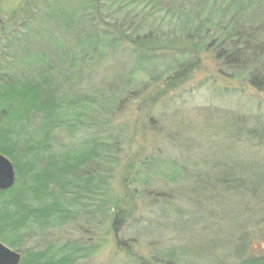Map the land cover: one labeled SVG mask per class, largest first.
<instances>
[{
  "label": "trees",
  "instance_id": "obj_1",
  "mask_svg": "<svg viewBox=\"0 0 264 264\" xmlns=\"http://www.w3.org/2000/svg\"><path fill=\"white\" fill-rule=\"evenodd\" d=\"M8 21L0 153L17 177L0 190V240L22 254L19 264H264V245L253 249L264 242L261 114L241 117L261 160L231 174L214 162L211 190L201 178L207 162L191 173L158 148L131 157L139 120H128L135 109L156 129V105L205 58L219 75L264 93V0H26ZM35 30L51 51L26 46ZM201 182L204 200L230 191L245 223L223 235L165 226L164 200L196 204ZM143 201L146 211L137 208ZM209 237L215 245L204 250L198 242Z\"/></svg>",
  "mask_w": 264,
  "mask_h": 264
},
{
  "label": "rangeland",
  "instance_id": "obj_2",
  "mask_svg": "<svg viewBox=\"0 0 264 264\" xmlns=\"http://www.w3.org/2000/svg\"><path fill=\"white\" fill-rule=\"evenodd\" d=\"M25 1L0 0V53L5 43L3 35L5 26L8 23L9 27L14 26V22L8 21L10 11L18 9L25 4ZM15 19L19 22L17 17ZM24 32L25 29L20 28L21 36ZM24 43L27 47L45 50V52L51 51L53 47L47 35L37 30ZM154 110L156 129L148 121L151 116L143 114L139 117L135 109L128 112L130 122L139 120L131 157L140 152L149 153L152 149L158 148L164 152V160L174 158L177 163L184 164L191 173L195 171L194 164L207 162L212 166L209 169L206 168L208 171L201 174V178L208 183L209 187L214 184L218 175L212 171L214 162L219 161L222 164L221 169L231 174L238 172L240 165L245 168L256 167L257 160H261L257 152L258 148L255 146L256 142L252 144L245 138L241 117L261 114V117L255 118V122L258 123L259 128H264V93L238 80L219 75L215 65L209 59L205 58L203 68L186 85L164 95ZM227 112L230 116L238 115L234 118L228 117L225 114ZM150 113L153 114V112ZM188 172H182V176L190 174ZM120 179L121 176L116 177L114 186L121 194L124 187ZM204 184L202 182L198 184L200 195L196 204L180 201L168 203L164 200L165 226L181 228L190 226L194 232L200 233L201 226L207 225L211 231L216 230L223 235L229 234L239 222L245 223L247 214L238 205L239 201L230 191L219 190L217 191L219 193H214L215 195L213 194L210 199L204 200V194L200 191ZM145 205L146 202L143 201L137 204V208L146 211ZM179 207L190 209L193 213L189 218L180 217V213H177ZM164 240V237L160 236L145 241L164 242ZM145 241L142 243L144 248H146ZM198 243L204 250L215 245L211 237ZM263 245L264 242L257 238L253 249L260 250Z\"/></svg>",
  "mask_w": 264,
  "mask_h": 264
},
{
  "label": "water",
  "instance_id": "obj_3",
  "mask_svg": "<svg viewBox=\"0 0 264 264\" xmlns=\"http://www.w3.org/2000/svg\"><path fill=\"white\" fill-rule=\"evenodd\" d=\"M16 170L12 161L0 153V190L12 188L16 182ZM22 254L0 240V264H19Z\"/></svg>",
  "mask_w": 264,
  "mask_h": 264
}]
</instances>
